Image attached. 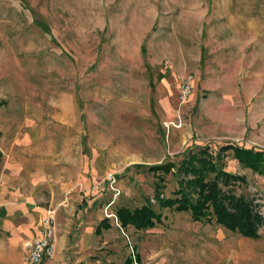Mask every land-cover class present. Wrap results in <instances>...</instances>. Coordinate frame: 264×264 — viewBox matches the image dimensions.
<instances>
[{
	"label": "rangeland",
	"instance_id": "1",
	"mask_svg": "<svg viewBox=\"0 0 264 264\" xmlns=\"http://www.w3.org/2000/svg\"><path fill=\"white\" fill-rule=\"evenodd\" d=\"M177 71L195 79L185 103ZM224 99L251 100L244 139L243 107L219 109ZM0 101V198L34 195L54 211L57 250L42 264H124L137 252L142 264H227L263 241L264 227L249 240L157 204L163 221L144 231L115 212L155 203L162 174L149 165L179 163L194 143L264 150V0H0ZM230 155L221 169L245 180L225 188L264 215V173ZM163 176L171 196L178 175ZM105 217L112 228L96 234ZM26 222L0 217V264H24Z\"/></svg>",
	"mask_w": 264,
	"mask_h": 264
},
{
	"label": "trees",
	"instance_id": "2",
	"mask_svg": "<svg viewBox=\"0 0 264 264\" xmlns=\"http://www.w3.org/2000/svg\"><path fill=\"white\" fill-rule=\"evenodd\" d=\"M1 104L3 101H0ZM214 151L208 145L194 143L184 151L179 163L166 161L149 165L150 171L162 174H159L155 183V203L146 197L140 207H118L115 214L121 227L126 229L132 225L140 230L155 227L162 222V213L155 207L157 204L160 209L188 212L194 221L215 222L243 236L258 237L264 227V215L259 212L253 200L225 188L231 182L245 180V177L233 171H224L220 166L224 165L223 159L231 154L242 167L264 173V150L228 142L217 153ZM169 173H177L178 186L171 196H165L163 175ZM110 227L109 218L106 217L97 226V233ZM131 262L132 258L129 257L126 264Z\"/></svg>",
	"mask_w": 264,
	"mask_h": 264
},
{
	"label": "crops",
	"instance_id": "3",
	"mask_svg": "<svg viewBox=\"0 0 264 264\" xmlns=\"http://www.w3.org/2000/svg\"><path fill=\"white\" fill-rule=\"evenodd\" d=\"M178 73H183V72L177 71L174 73L173 76H174V81L176 83V87H177V90L179 93L178 81L176 79V75ZM184 73H190V72H184ZM194 84H195V79L193 80V88H194ZM193 91H194V89H193ZM192 96H193V93H192ZM192 96L190 97V99L192 98ZM225 100L226 99H224L223 101L220 100V102L217 105V107L219 109L227 107V106L228 107L233 106V103L235 104L236 108H237V106L243 107V109L240 111L241 115L239 117H237L235 115L237 117L235 119V124L237 126V130H240L239 134L242 135V137H239V138L244 139L246 132H248L250 122L248 121L247 126H246V123H245L246 119L240 118V117L245 116V113H247L245 110L246 108H247V111L249 109L247 114L251 115V112H250L251 109L248 107L251 106L252 102H251V100L239 102L240 100L235 99L236 101L234 100L232 103H230V102L225 101ZM235 102H239V103H235ZM235 114H237V113L235 112ZM233 130L235 131V129H233ZM68 187H69V182H64V183H62V186L59 188H64L66 190V189H68ZM57 188H58V186H57ZM6 194H7V192H6ZM15 196H16L15 194H11V195L4 196L3 198H0V217H3L5 219V222L8 226L13 225L14 221L17 219L26 218L27 222L24 223L22 226L19 225V228L21 229L20 231H23V230L25 231V235H23V234L21 235V239H22L21 241H23V240L25 241L26 239L28 240L30 238H33L36 235L38 227L42 224V221H43L44 217L46 216V209L42 206H34L36 201H37L36 200L37 197H35L34 195L21 196V200H17V201L15 200L16 199ZM164 209H168V208H164ZM117 221H118V219H117ZM162 221H163V218H162ZM109 222L111 224L110 228H112V223H111L110 218H109ZM197 222H200V221H197ZM99 223H98V225H99ZM160 223H162V222H160ZM160 223H157V224H160ZM97 226L95 229V233L101 234L102 232L97 233ZM129 226H132V225H129ZM132 227H134V226H132ZM150 229H152V228H150ZM226 229L231 231V232H234V233H239V232L232 231L228 228H226ZM135 230L144 231V230H148V229L140 230V229L135 228ZM239 234L241 236H243L241 233H239ZM243 237L246 239H249V240H252V239L257 240V239L261 238V234L258 237H247V236H243ZM134 248H135V246H134ZM25 253H26V249H25ZM133 261L136 264H142V263H140L141 262L140 253L137 252L134 254V259L132 258V262L130 264H132ZM124 264H126V262ZM227 264H264V238H263V241L261 243H259L257 245V247L255 246L253 249H251V247L248 249H241L239 256L232 258L231 260L228 261Z\"/></svg>",
	"mask_w": 264,
	"mask_h": 264
},
{
	"label": "built area",
	"instance_id": "4",
	"mask_svg": "<svg viewBox=\"0 0 264 264\" xmlns=\"http://www.w3.org/2000/svg\"><path fill=\"white\" fill-rule=\"evenodd\" d=\"M176 79L179 86V101L185 103L192 96L194 76L191 73H178ZM57 244L58 234L55 215L54 211L50 209L46 212L36 235L25 243L24 264H42L45 260L54 257Z\"/></svg>",
	"mask_w": 264,
	"mask_h": 264
}]
</instances>
